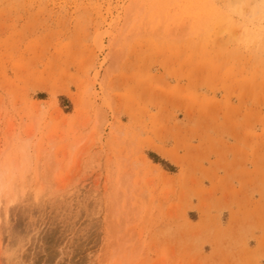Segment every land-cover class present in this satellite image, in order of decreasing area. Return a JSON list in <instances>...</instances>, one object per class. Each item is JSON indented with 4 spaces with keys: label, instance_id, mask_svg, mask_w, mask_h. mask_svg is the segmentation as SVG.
<instances>
[{
    "label": "rangeland",
    "instance_id": "374dc122",
    "mask_svg": "<svg viewBox=\"0 0 264 264\" xmlns=\"http://www.w3.org/2000/svg\"><path fill=\"white\" fill-rule=\"evenodd\" d=\"M28 162L63 195L1 224L27 264H264V0H0V173Z\"/></svg>",
    "mask_w": 264,
    "mask_h": 264
},
{
    "label": "bare ground",
    "instance_id": "6f19581e",
    "mask_svg": "<svg viewBox=\"0 0 264 264\" xmlns=\"http://www.w3.org/2000/svg\"><path fill=\"white\" fill-rule=\"evenodd\" d=\"M110 24H112V23H110ZM95 77H96V75H95ZM27 140H28V138H27ZM27 146L29 147L28 144L27 145L25 144L22 146L21 149L27 150L28 149ZM25 159L27 161H29L26 157H25ZM28 164H30V163L29 162L26 163L25 167H23L24 169L22 168V170H20V171L17 168H15L16 171L14 170V172L12 174H10L9 177L4 176L5 172L0 173V226L3 223L4 224L7 223V218L9 215L10 207L14 206L13 204L16 205L19 201L21 202L22 199H25L24 198L25 196H28L29 198H31L32 203L34 202L38 207V205H42V203H44V200L45 201L47 200L48 202H50V200L52 202V200H53V203H54V201L59 198L58 196L63 195V194L59 195L58 193H61L60 189L57 190L56 187L52 188L53 185L51 184L52 185L51 186L49 184L50 182L48 180L46 181L44 179H41L42 181H40V182L38 181V183H36V185H33L32 183H30L29 177L27 175V172L30 169V168H28L29 167ZM15 166H16V164H15ZM13 167H12V169H13ZM52 179H53V177H52ZM64 190L68 191L67 189H64ZM63 193H64V191H63ZM58 201H59V199L57 200V202ZM53 203H52V205H53ZM53 209H56L55 206ZM36 211H37V209H36ZM61 211H63V210H61ZM4 227H6V226H4ZM24 233H27V232H24ZM24 237H25V235H22V236L17 237L16 239H13V240L11 237V239L9 238L8 240L4 241V240H2L3 238L0 235V264H27L26 263L27 260L26 259L24 260V258L20 254L22 245L24 244L23 242L26 239ZM61 241H62V239H61ZM66 243H68V242H66ZM58 254H60V253L58 252ZM31 263L33 264L34 262H31ZM46 264H54V263H52V260H51L48 263L46 262Z\"/></svg>",
    "mask_w": 264,
    "mask_h": 264
}]
</instances>
